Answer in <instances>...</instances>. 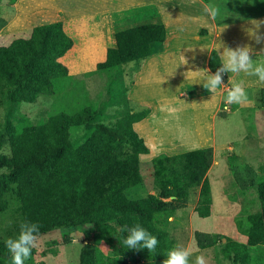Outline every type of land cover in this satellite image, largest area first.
<instances>
[{"label": "trees", "instance_id": "trees-1", "mask_svg": "<svg viewBox=\"0 0 264 264\" xmlns=\"http://www.w3.org/2000/svg\"><path fill=\"white\" fill-rule=\"evenodd\" d=\"M0 24V28L6 26L5 21ZM70 24L36 26L27 37L0 46V103L35 104L43 96L60 95L71 78L61 59L77 46L68 34ZM114 39L97 71L121 76L132 69L124 89L117 87L119 81L110 86L112 103L122 108L114 121L107 122L105 110L96 109L87 92L74 97L75 109H55L37 123L22 115L0 121V264H11L5 242L18 237L25 221L39 224V238L57 229L87 226L79 264H163L174 243L167 231L156 226L158 215L186 208L191 191L199 187L195 211L201 218L213 214L207 177L213 164L212 148L154 158L156 195L137 200L128 197L130 189L144 183L141 156L150 153L134 125L151 113L148 107L138 109L129 93L143 63L161 51L166 29L161 23L141 22L117 30ZM221 64L220 53L214 50L209 62L213 74ZM227 82L225 73L223 83ZM260 96L264 107V89ZM228 164L241 190L256 188L259 194L260 210L247 219L248 241L243 244L220 234L196 232L194 243L200 250L220 247L224 260L232 264H264L258 255H264V178L240 164L237 156H230ZM137 224L157 237L154 251L124 246L128 235L124 226ZM237 224L243 227L244 223Z\"/></svg>", "mask_w": 264, "mask_h": 264}, {"label": "rangeland", "instance_id": "rangeland-1", "mask_svg": "<svg viewBox=\"0 0 264 264\" xmlns=\"http://www.w3.org/2000/svg\"><path fill=\"white\" fill-rule=\"evenodd\" d=\"M165 1L167 7L171 8L173 0H160V4H165ZM203 1L216 5L219 12L221 11L222 20L227 23L243 21L255 12L264 14V0ZM146 2L149 4V13L145 10L141 11L143 6L139 4H147ZM152 3V0H0V22H6V26L0 28V46H7L18 37H27L29 31L36 26L54 22L71 23L72 26L66 27L69 30L68 34L77 44L73 52L61 59V62L68 68L71 78L68 81L69 85L64 86L60 95L54 98L43 96L35 104L24 103L11 106L7 103H0V121L5 122L13 115L19 117L22 115L37 123L39 119L48 117V113H53L55 109L57 111L70 107L75 109L77 105L72 101L76 102L74 97H80L82 92H87L96 109L105 110L107 122L114 121V115L122 108L112 103L110 86L114 81H119L117 87L124 89V86L130 82L129 73H132V69L128 68L125 75L123 74L126 76L124 77L117 72L114 74L101 73L97 71V64L105 60L107 48L114 46V34L117 30L123 27L129 28L131 25L135 26L136 23L139 25L141 22L137 21L141 20L144 24L161 23L158 9ZM128 7L131 10L123 12L119 10V14L114 16V19L118 16L119 18L112 24L104 21L107 19L105 17L112 12L111 10ZM176 7L173 6V9ZM70 84H72L71 87ZM75 88L77 93L72 94ZM199 91L189 88L181 99L189 95L191 97L197 95L196 92ZM254 93H247L250 102L245 105H227V94H225L224 106L216 117L215 133L218 145L216 159L218 162L220 160L221 164L220 167H214L211 174L210 172L207 174L214 199L213 214L209 218H201L195 211L200 197L199 187L191 191L186 208L170 214L158 215L156 220V226L169 233L174 248L179 245L192 249L190 264H194L198 255L205 257L206 264H232L224 260L220 254V247L206 250L197 248L193 239L194 234L196 232L220 234L246 244L249 231L248 216L260 210L261 202L256 188L241 190L228 164L230 156H237L240 164L250 166L258 177L264 178V107L260 94ZM170 102L167 103L171 106L169 109L177 107ZM135 104L138 109L145 108L138 103ZM226 108L227 111H225ZM15 123L18 122L15 121ZM181 131L184 130L181 129ZM210 134H213L212 128L209 127L208 132L205 128L201 131L200 137L205 139ZM185 136L188 137V135ZM227 146H233L234 149H226ZM151 159L152 157L148 156L142 162L141 172L144 183L127 192L132 200L157 193ZM166 201H171V199ZM238 221L244 223L243 227L238 226ZM87 230V226L78 230L63 228L39 238L38 246L32 250L31 258L26 260L27 263L79 264L82 245L87 241ZM225 242L226 240L223 239V244ZM105 253L109 254L108 251ZM258 255L263 259L259 260L263 262L264 255L261 253ZM130 264L152 263L131 262Z\"/></svg>", "mask_w": 264, "mask_h": 264}, {"label": "crops", "instance_id": "crops-1", "mask_svg": "<svg viewBox=\"0 0 264 264\" xmlns=\"http://www.w3.org/2000/svg\"><path fill=\"white\" fill-rule=\"evenodd\" d=\"M152 1L153 6L158 9L159 14L155 12L159 15V22L165 26L166 40L161 51L143 63L129 95L134 103L152 109L145 120L134 125L150 149L149 154L141 156V161L148 156L153 160L162 154L175 156L212 148L214 157L209 170L211 174L214 167H220L221 164V161L216 159L218 145L215 126L216 117L224 106L225 94L235 84L242 83L247 93L255 92L261 95L264 83L259 82L257 77L244 73H226L228 82L223 83L215 93L209 92L203 85L208 75L213 74L209 68L210 56L214 50L223 53L220 44L232 49L249 46L254 62L264 63V41L257 43L249 34V30L254 27L250 22L264 20V14L255 12L243 21L227 23L222 20L221 11L216 20L210 19L204 12V5L210 3L203 0H173L171 8L167 7L166 1L165 4H160V0ZM146 3H139L143 6L141 11L149 13V4ZM173 6H177L176 9H173ZM119 10L123 12L131 9L128 7L111 10L104 21L112 24L119 18L118 16L114 19ZM258 34L264 36V25ZM189 88L200 91L196 92L197 95L181 99ZM168 102L177 107L169 109L171 106ZM209 127L212 128L213 134L208 138H201V131L206 128L208 132ZM226 149L234 147L227 146Z\"/></svg>", "mask_w": 264, "mask_h": 264}, {"label": "clouds", "instance_id": "clouds-1", "mask_svg": "<svg viewBox=\"0 0 264 264\" xmlns=\"http://www.w3.org/2000/svg\"><path fill=\"white\" fill-rule=\"evenodd\" d=\"M205 14L212 20H216L219 15V8L214 4L204 5ZM254 27L249 30V34L256 40L257 43L264 41V36L258 34L259 29L264 25V20H252L250 22ZM223 48L222 64L217 69L215 74H209L204 83L205 89L215 93L223 84V74L244 73L247 76H255L258 81L264 83V63H255L252 59V49L249 46H241L236 49L229 48L220 44ZM219 48V50H220ZM249 96L242 83L235 84L227 93L226 104L245 105L249 103ZM227 111V108L225 109ZM124 231L128 233L123 244L129 250L139 251L147 249L152 252L156 249L159 241L157 237L152 235L141 225L137 224L134 227L128 228L124 226ZM40 226L34 222H22L20 224V232L17 238H9L5 245L11 254V264H25V261L32 255V250L38 246ZM192 249L190 247L177 246L168 252L167 258L163 264H190ZM194 264H206L203 255L196 256Z\"/></svg>", "mask_w": 264, "mask_h": 264}]
</instances>
